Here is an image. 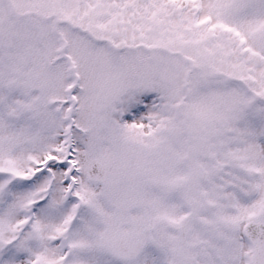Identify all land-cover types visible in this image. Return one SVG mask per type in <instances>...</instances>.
<instances>
[{
    "label": "snow or ice",
    "instance_id": "obj_1",
    "mask_svg": "<svg viewBox=\"0 0 264 264\" xmlns=\"http://www.w3.org/2000/svg\"><path fill=\"white\" fill-rule=\"evenodd\" d=\"M0 264H264V0H0Z\"/></svg>",
    "mask_w": 264,
    "mask_h": 264
}]
</instances>
